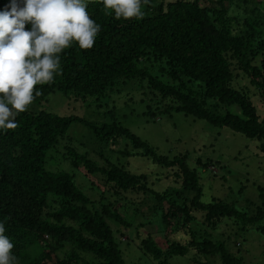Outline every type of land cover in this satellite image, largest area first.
I'll list each match as a JSON object with an SVG mask.
<instances>
[{"label": "trees", "instance_id": "1", "mask_svg": "<svg viewBox=\"0 0 264 264\" xmlns=\"http://www.w3.org/2000/svg\"><path fill=\"white\" fill-rule=\"evenodd\" d=\"M82 2L89 18L100 26L92 48L81 49L72 41L57 54L60 74L54 73L52 81L35 86L40 94L33 91V101L24 112L13 110L10 119L16 128L0 129V224L13 244L11 264H76L71 261L78 260V252L84 254L80 264H126L106 223V219H120L118 215L106 206L95 210L76 187L72 173L50 171L47 160L62 144V155L71 168L99 175L104 185L130 194L149 191L146 176L131 173L126 162L102 158L99 150L96 155L103 165H97L86 148L71 144L67 136L71 124L89 131L98 147L123 140L124 149L117 152L120 159L137 155L164 169H174L173 177L180 180L182 191L188 189L193 196L188 200L174 189L151 193L157 204L153 212L158 213L165 229L188 228L195 220L193 213H198L207 229L230 220L262 232L258 227L264 219L261 186L256 187L259 204L250 216L244 208L239 210L221 200L202 203L195 169L187 166L185 153L161 156L114 119L96 124L74 115L32 110V106L53 92L77 101L97 99L106 91L112 93L132 83L143 84L168 102L160 106V115L181 113L212 127L226 128L260 143L264 153V116H258L248 88L235 85V81L245 79L256 89L264 109V0H141L142 15L131 19H116L114 10L103 7V0ZM10 3L0 0V12L10 11ZM18 4L23 7V0ZM31 27L28 23L25 30ZM153 70L158 74H152ZM229 107H236L237 112ZM149 110L146 106L142 115L152 121L155 112ZM105 113L112 118V110ZM180 196L182 203L175 204L172 198ZM48 199L58 203L53 211ZM141 244L157 264L182 257L188 249L201 256L217 255L220 264H241V258L230 254L223 242L197 229L195 234L188 233L184 245L167 242L162 250L150 237ZM64 246L71 251L65 259L58 258L56 254Z\"/></svg>", "mask_w": 264, "mask_h": 264}, {"label": "rangeland", "instance_id": "2", "mask_svg": "<svg viewBox=\"0 0 264 264\" xmlns=\"http://www.w3.org/2000/svg\"><path fill=\"white\" fill-rule=\"evenodd\" d=\"M152 74L158 73L153 70ZM235 85L248 88L250 101L258 116L263 117L264 109L256 89L245 79L235 81ZM167 103L148 91L145 85L132 83L112 93L106 91L97 99L91 97L76 101L67 95L53 92L38 106L33 105L32 110H43L58 116L74 115L96 124L114 119L161 156L172 158L185 153L187 166L195 169L202 203L221 200L239 210L244 208L248 216L253 215L254 206L259 204L256 187L261 186L264 192V153L259 149L260 143L247 140L226 128L212 127L203 121L185 117L181 113L160 115V106ZM213 104L208 103V107ZM146 106H150V110L155 112L152 121L142 115ZM228 109L237 112L236 107ZM109 110H112V118L105 113ZM224 111L225 109L222 110ZM67 136L73 146L82 145L86 148L97 165H103L102 159L96 155L99 150L102 158L113 163L126 162L131 173L146 176L149 191L145 195L130 194L114 191L104 185L99 175H88L82 168H71L68 159L62 155V144L56 148L57 152L50 153L47 160V169L50 171L72 173L76 187L89 198L95 210L101 211V206H106L118 215L120 219H106V223L126 264H157L141 247V241L146 237H150L158 248L165 250L167 242L186 244L188 233L195 234L196 229L223 242L230 254L241 258V264H264V219L258 224L262 232L255 231L253 226L245 225L244 222L238 224L230 220L220 221L211 230L201 224L200 214L193 213L195 223L192 221L188 228L169 226L165 229L158 213L153 212L152 208L157 204L151 193L159 194L164 190L174 189L188 200L193 196L188 189L182 191L180 180L173 177L174 169H164L137 155L120 159L117 152L124 149L123 140H117L115 144L107 142L103 146L99 145V148L91 133L78 124L69 126ZM196 159L201 161L200 164L196 163ZM181 196L172 198L175 204L182 203ZM48 204L50 211L58 207V203L52 199H48ZM31 251L36 253V249ZM70 251L69 247L64 246L56 255L65 259ZM77 254L78 260L71 262L80 264L79 259L84 258V254ZM166 264H220V261L217 255L201 256L195 250L188 249L184 256L171 257Z\"/></svg>", "mask_w": 264, "mask_h": 264}, {"label": "clouds", "instance_id": "3", "mask_svg": "<svg viewBox=\"0 0 264 264\" xmlns=\"http://www.w3.org/2000/svg\"><path fill=\"white\" fill-rule=\"evenodd\" d=\"M0 12V129H14L13 110L24 112L33 101L37 84L60 74L59 53L72 41L81 49L92 48L100 26L89 18L82 0H11ZM115 18L139 17L141 0H103ZM32 25L25 30V25ZM11 105V108L9 107ZM0 224V264H11L13 244Z\"/></svg>", "mask_w": 264, "mask_h": 264}]
</instances>
